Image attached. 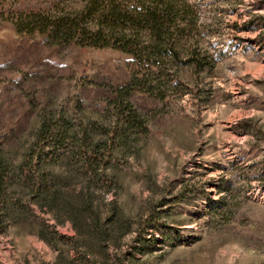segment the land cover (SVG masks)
<instances>
[{
    "label": "rangeland",
    "instance_id": "374dc122",
    "mask_svg": "<svg viewBox=\"0 0 264 264\" xmlns=\"http://www.w3.org/2000/svg\"><path fill=\"white\" fill-rule=\"evenodd\" d=\"M185 1L196 20L181 45L197 44L199 65L167 64L159 88L127 91L147 132L111 161L110 182L39 150L34 134L62 116L99 136L118 91L156 69L13 27L19 13L81 0H0V145L12 165L0 264H264V0ZM31 149L40 194L18 170Z\"/></svg>",
    "mask_w": 264,
    "mask_h": 264
},
{
    "label": "trees",
    "instance_id": "16d2710c",
    "mask_svg": "<svg viewBox=\"0 0 264 264\" xmlns=\"http://www.w3.org/2000/svg\"><path fill=\"white\" fill-rule=\"evenodd\" d=\"M77 9L59 6L48 11H30L17 14L12 19L18 33L37 35L44 42L56 47L113 49L129 55L135 66L145 68L136 74L131 84L118 91L120 113L108 125V129L95 134V123L78 126L59 117L43 118L34 134L39 150L49 149L54 158L69 157L80 163L91 179L108 176L107 167L123 147L133 143V135L147 132L145 114L135 107L127 92L131 87L159 88L163 68L178 62L180 65H199L200 50L197 44L181 45L182 39L192 31L196 20L193 5L185 0H81ZM160 74L157 76V74ZM175 78L177 76L172 74ZM117 111V97L112 101ZM66 145V146H65ZM48 154V153H47ZM46 154V156H47ZM39 154L30 150L19 164L23 175L21 183L37 194L46 186ZM40 168V169H39ZM32 171L29 176L28 171ZM103 169V170H102ZM12 165L4 144L0 145V233L5 221L7 192Z\"/></svg>",
    "mask_w": 264,
    "mask_h": 264
}]
</instances>
